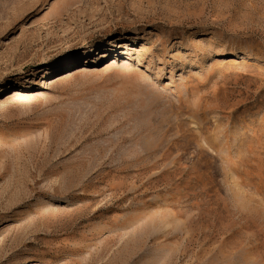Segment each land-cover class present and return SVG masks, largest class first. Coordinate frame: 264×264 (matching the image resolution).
Segmentation results:
<instances>
[{
  "label": "rangeland",
  "instance_id": "374dc122",
  "mask_svg": "<svg viewBox=\"0 0 264 264\" xmlns=\"http://www.w3.org/2000/svg\"><path fill=\"white\" fill-rule=\"evenodd\" d=\"M0 264H264V0H0Z\"/></svg>",
  "mask_w": 264,
  "mask_h": 264
}]
</instances>
